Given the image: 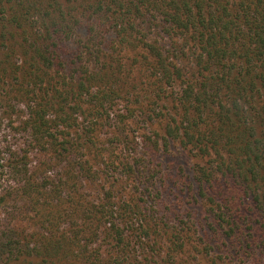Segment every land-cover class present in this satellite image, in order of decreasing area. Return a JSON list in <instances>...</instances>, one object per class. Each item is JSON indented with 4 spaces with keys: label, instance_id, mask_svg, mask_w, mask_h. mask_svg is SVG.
<instances>
[{
    "label": "trees",
    "instance_id": "obj_1",
    "mask_svg": "<svg viewBox=\"0 0 264 264\" xmlns=\"http://www.w3.org/2000/svg\"><path fill=\"white\" fill-rule=\"evenodd\" d=\"M137 65L151 93H171L172 110L153 109L168 121L143 142L131 136L120 149L115 135L96 148L98 128L124 129L134 115L118 106ZM16 103L31 144L70 162L64 179L44 182L28 161L0 157V206L22 199L44 228L33 244L20 230L0 238V264H186L191 227L161 215L149 161L172 142L193 158L190 185L210 228L264 256V0H0V110ZM96 167L134 189L82 195Z\"/></svg>",
    "mask_w": 264,
    "mask_h": 264
},
{
    "label": "rangeland",
    "instance_id": "obj_2",
    "mask_svg": "<svg viewBox=\"0 0 264 264\" xmlns=\"http://www.w3.org/2000/svg\"><path fill=\"white\" fill-rule=\"evenodd\" d=\"M131 70L127 74L128 78L122 77V84L125 85L127 93L120 98L122 100L118 109L124 114H129L128 110H133L134 115L128 118L124 129L119 127L115 121H108L106 125L98 128L95 135L96 148L111 147V140L115 135L121 140V143H115L120 149L124 148L131 136H136L138 141L143 142L146 136L160 130V123L165 126L168 121L169 115H157L153 109L157 104L160 107L167 106L172 110L174 103L171 93L165 91L162 97H156L147 88V73L141 66H134ZM12 107L8 111L0 110V157H2V162L10 164L18 157L20 160L24 159L29 162V166L41 181L55 182L64 179V172L70 161L64 157H55L57 155L53 149L44 150L36 144H31V136L23 124L28 116V109L22 103L13 104ZM157 110L160 111L159 108ZM170 110H163V114L169 113ZM70 138L80 144L78 153L71 155V158L78 160L75 161L74 167L80 171L79 158L87 156L85 149L81 147L84 146L85 139L80 140L76 130ZM122 155L127 156L128 153ZM149 161L155 180L154 193L160 195L161 215L172 222L183 217L191 227V230L189 227L184 229L185 236L189 239L184 251L179 254L180 259L185 260L186 264H212V260L221 254L225 258L223 260L228 261L229 264H258V262L264 264V256L257 244L248 242L242 246L232 239L224 243L219 239V234L210 228L211 218L203 202L193 197L194 190L190 184L193 178L194 161L186 150H183L177 142H172L169 149L163 147L150 157ZM98 168H95L97 173L94 177L89 174L82 176L83 179L77 185L82 195L98 198V192L105 186L117 187L120 192L125 190V193H130L134 189L132 181L124 182L117 175ZM102 170L104 172H101ZM11 184H14L13 181H8L5 187L8 188ZM41 222L43 218L40 219L32 205L22 199L15 200L10 197L0 206V238L3 240H7V237L20 230L19 234L27 235V240L33 244L30 241L32 240L31 234L44 229ZM68 225L65 221L61 227L64 229ZM218 261L219 264L223 262L221 259Z\"/></svg>",
    "mask_w": 264,
    "mask_h": 264
}]
</instances>
